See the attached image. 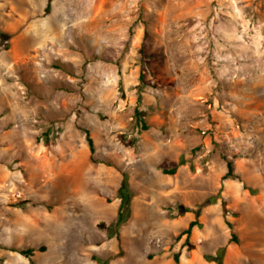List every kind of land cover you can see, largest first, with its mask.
Returning a JSON list of instances; mask_svg holds the SVG:
<instances>
[{"label":"rangeland","instance_id":"374dc122","mask_svg":"<svg viewBox=\"0 0 264 264\" xmlns=\"http://www.w3.org/2000/svg\"><path fill=\"white\" fill-rule=\"evenodd\" d=\"M47 4L0 0V264H264V0Z\"/></svg>","mask_w":264,"mask_h":264},{"label":"trees","instance_id":"16d2710c","mask_svg":"<svg viewBox=\"0 0 264 264\" xmlns=\"http://www.w3.org/2000/svg\"><path fill=\"white\" fill-rule=\"evenodd\" d=\"M52 4H53V0H48V4H47L46 9H45L46 15H49L51 13L52 6H53ZM136 114L139 117L141 116V112L139 109L136 110ZM87 139H88V143H89L90 151H91V161L93 163H96V159H95L96 147H95V142L91 136L90 131H87ZM180 164H182V162ZM177 170H178V167H174L173 169H164V172L166 174H169V175H174V174H176ZM234 176H235L234 163L232 161H228V173L226 174L224 179L233 178ZM133 197H134V193H133L132 188H131L130 178L127 174H124V178H123L121 186L118 190V198L120 199L121 203H120V206L118 208L117 219H116V222L114 224V228L116 230V233L115 234L109 233L110 237L117 236L120 239L119 229L123 225H125L131 218ZM199 224H200V222L198 220L192 221L189 225V228L185 232H183L182 234L183 235L187 234L188 239H189L192 235L194 228L196 226H199ZM228 224H229L230 228L233 230V225L231 223H228ZM101 227L105 228V225H101ZM236 241H237V235L233 231L231 242H236ZM223 251H225V249H223ZM33 252H34L33 250H26V251H22L21 253L24 255H31ZM174 260H175L176 264H182L181 253L175 254ZM215 261L218 262V264H224L222 258L217 257V258H215ZM103 264H107V262H105Z\"/></svg>","mask_w":264,"mask_h":264},{"label":"crops","instance_id":"0c3cea01","mask_svg":"<svg viewBox=\"0 0 264 264\" xmlns=\"http://www.w3.org/2000/svg\"><path fill=\"white\" fill-rule=\"evenodd\" d=\"M121 182H122V181H121ZM120 186H121V185H120ZM120 186H119V187H120ZM117 191H118V190H117ZM117 213H118V209H117Z\"/></svg>","mask_w":264,"mask_h":264}]
</instances>
